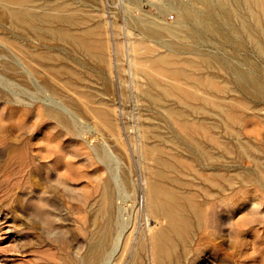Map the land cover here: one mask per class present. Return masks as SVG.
Returning <instances> with one entry per match:
<instances>
[{
	"label": "rangeland",
	"instance_id": "1",
	"mask_svg": "<svg viewBox=\"0 0 264 264\" xmlns=\"http://www.w3.org/2000/svg\"><path fill=\"white\" fill-rule=\"evenodd\" d=\"M262 13L247 0H0V264H77L107 216L105 183L100 264H154L143 181L212 210L185 207L192 225L163 264H264Z\"/></svg>",
	"mask_w": 264,
	"mask_h": 264
},
{
	"label": "bare ground",
	"instance_id": "2",
	"mask_svg": "<svg viewBox=\"0 0 264 264\" xmlns=\"http://www.w3.org/2000/svg\"><path fill=\"white\" fill-rule=\"evenodd\" d=\"M26 1L27 0H4L6 4H17V5L24 4ZM247 1L254 7H257L259 11H263L264 13V0H247ZM16 17H19V16L16 15ZM35 19L39 20L38 18H35ZM57 20L59 23H61L60 20L64 21V19L62 18H58ZM21 21L26 22L24 20H21ZM34 29L38 30V28H34ZM63 29L64 28L62 27V30ZM84 34H85L84 32L78 33V35L73 38V42L79 48L89 50L88 48L90 44L89 42L86 41ZM101 113L104 115L106 114L104 112H101ZM234 117L235 116H233V118ZM160 163L163 165V162H160ZM159 175L163 176L162 171L159 172ZM143 182H144V191L142 194L141 204L139 208H140L142 219L144 220L146 224V229H147L146 232L148 233L147 237L145 233L143 234V239L147 243V245L150 247L149 248L150 254H151L152 261L154 262V264H163L164 260H168V259L171 260L172 249L174 245V235H184L188 233L192 225L191 220L186 215L185 207L188 206L190 209L192 208L195 211V215L197 216L199 220L204 219V218H208V220H210V216H211L210 214L212 213V210L211 212L210 210L208 211L204 210L199 205L192 203L187 196H184V195L179 196V194L174 192L173 189L167 186H164L162 183L158 181H154V182L143 181ZM220 186L222 190L225 188L224 185H220ZM48 192H51V191L49 190ZM101 196H102V199L104 198L106 200L105 209H106L107 216L104 219L105 220L104 223L99 224L95 228V230L89 235L88 242L86 243V251H85L86 254L81 256L80 261L79 262L77 261L78 262L77 264H100L102 261V258L104 257L103 254H104L107 241L111 240L110 237L112 236L113 221L111 217L112 211L110 210V207L112 203L113 192H112L111 187L108 185V183L104 184L102 188ZM163 218H165V220L167 221L168 226L159 227L158 229H154L155 225L159 224V222L163 220ZM213 249H215V246H213Z\"/></svg>",
	"mask_w": 264,
	"mask_h": 264
}]
</instances>
